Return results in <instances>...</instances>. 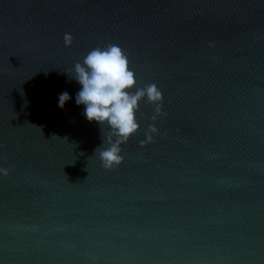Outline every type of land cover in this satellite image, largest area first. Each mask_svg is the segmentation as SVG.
I'll return each instance as SVG.
<instances>
[{
    "label": "water",
    "instance_id": "1",
    "mask_svg": "<svg viewBox=\"0 0 264 264\" xmlns=\"http://www.w3.org/2000/svg\"><path fill=\"white\" fill-rule=\"evenodd\" d=\"M109 44L163 94L110 170L70 78ZM0 169V264H264V0H0Z\"/></svg>",
    "mask_w": 264,
    "mask_h": 264
},
{
    "label": "clouds",
    "instance_id": "2",
    "mask_svg": "<svg viewBox=\"0 0 264 264\" xmlns=\"http://www.w3.org/2000/svg\"><path fill=\"white\" fill-rule=\"evenodd\" d=\"M64 42L65 46H71V34H65ZM70 78L81 86L75 102L77 106H84L86 119L100 126L106 124L110 129L108 147L97 149L101 166L110 170L122 162L121 145L140 127L136 118L140 101L146 98L147 103L154 106L152 119L155 121L163 115V94L155 83L132 91L137 84L135 73L130 69L128 57L116 44L90 50L82 62L75 63ZM70 99V95L63 92L58 97V107L62 109ZM158 131L154 124L149 125L146 142H151L152 134ZM0 173L8 174L7 169H0Z\"/></svg>",
    "mask_w": 264,
    "mask_h": 264
}]
</instances>
